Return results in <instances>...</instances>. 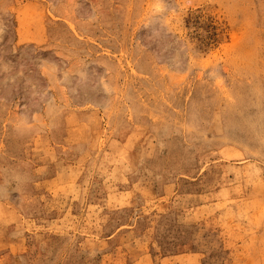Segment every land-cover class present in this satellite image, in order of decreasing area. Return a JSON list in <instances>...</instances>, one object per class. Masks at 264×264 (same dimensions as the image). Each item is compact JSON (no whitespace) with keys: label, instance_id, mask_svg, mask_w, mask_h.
Wrapping results in <instances>:
<instances>
[{"label":"rangeland","instance_id":"374dc122","mask_svg":"<svg viewBox=\"0 0 264 264\" xmlns=\"http://www.w3.org/2000/svg\"><path fill=\"white\" fill-rule=\"evenodd\" d=\"M0 264H264V0H0Z\"/></svg>","mask_w":264,"mask_h":264}]
</instances>
